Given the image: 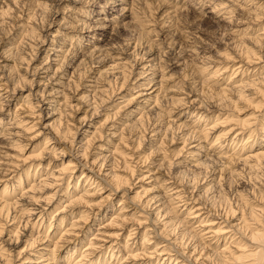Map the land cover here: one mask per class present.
<instances>
[{"label": "clouds", "instance_id": "9594fccd", "mask_svg": "<svg viewBox=\"0 0 264 264\" xmlns=\"http://www.w3.org/2000/svg\"><path fill=\"white\" fill-rule=\"evenodd\" d=\"M0 264H264V0H0Z\"/></svg>", "mask_w": 264, "mask_h": 264}]
</instances>
